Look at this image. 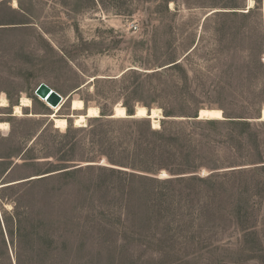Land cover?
I'll return each instance as SVG.
<instances>
[{
	"label": "rangeland",
	"instance_id": "obj_1",
	"mask_svg": "<svg viewBox=\"0 0 264 264\" xmlns=\"http://www.w3.org/2000/svg\"><path fill=\"white\" fill-rule=\"evenodd\" d=\"M249 2L0 0V264H264V120H241L264 106V0ZM40 82L58 115L80 98L99 116L56 128Z\"/></svg>",
	"mask_w": 264,
	"mask_h": 264
},
{
	"label": "bare ground",
	"instance_id": "obj_2",
	"mask_svg": "<svg viewBox=\"0 0 264 264\" xmlns=\"http://www.w3.org/2000/svg\"><path fill=\"white\" fill-rule=\"evenodd\" d=\"M249 5L248 8L252 7V0H249ZM41 100L45 101L46 103H48L46 100L40 98ZM62 101V99H61ZM61 101L56 105L53 106L51 108H53V113L49 114V117L52 119L54 126L56 128H59L61 130L66 129V127L68 126V119H72L74 124L77 126H83L85 125L86 122V118L88 117H97L99 116V109L96 106H86L84 104V102L82 101V99L80 98H72L69 101V105H70V114L68 115H58L57 114V109L60 107L61 105ZM31 105V101L29 98L27 97H22L20 99L19 104L15 105L13 107V110L15 112V114L17 115H22V108L23 107H28ZM7 106V99L4 95L0 96V107H5ZM84 111V113H80L78 114L79 111ZM77 112V114L75 113ZM159 109L158 108H152V115L151 117L153 118L152 120V127L153 128H157L159 127V123L157 121V118H160L161 115L159 114ZM199 117L198 118H205V117H209L211 119H221L223 118L222 115V111L218 108H211V109H200L199 110ZM113 117H124L126 116V112H125V108L121 105H116L114 108V114L112 115ZM135 117H145L146 116V108L144 106H139L137 107L135 113H134ZM262 116H263V120H264V106L262 108ZM134 117V118H135ZM9 125H7V122H3L0 121V129H6Z\"/></svg>",
	"mask_w": 264,
	"mask_h": 264
},
{
	"label": "water",
	"instance_id": "obj_3",
	"mask_svg": "<svg viewBox=\"0 0 264 264\" xmlns=\"http://www.w3.org/2000/svg\"><path fill=\"white\" fill-rule=\"evenodd\" d=\"M35 94L40 96V98L46 100L48 103H50L53 106H56L60 101H61V95L56 92L55 90L51 89L47 84L40 82L36 88H35ZM152 115V109H146V118L151 120V124H152V120L153 118L151 117ZM200 115L198 113L197 116H195L194 119L200 120V119H211L209 117H205V118H198ZM160 118H164L163 116H161ZM262 116V110L260 111V114L257 118H253V119H241V120H254V121H262L263 119ZM158 121V118H157Z\"/></svg>",
	"mask_w": 264,
	"mask_h": 264
},
{
	"label": "trees",
	"instance_id": "obj_4",
	"mask_svg": "<svg viewBox=\"0 0 264 264\" xmlns=\"http://www.w3.org/2000/svg\"><path fill=\"white\" fill-rule=\"evenodd\" d=\"M127 111H129V110H127ZM165 113L167 112V111H165V109L163 110ZM166 115V114H165ZM211 120H213V119H207V120H204V121H211Z\"/></svg>",
	"mask_w": 264,
	"mask_h": 264
}]
</instances>
